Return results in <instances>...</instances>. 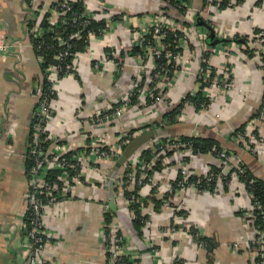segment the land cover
<instances>
[{
	"label": "crops",
	"instance_id": "0c3cea01",
	"mask_svg": "<svg viewBox=\"0 0 264 264\" xmlns=\"http://www.w3.org/2000/svg\"><path fill=\"white\" fill-rule=\"evenodd\" d=\"M53 1L33 0V7L39 8L38 14H33L24 0H0V264H20L27 252V238L22 233L26 218L27 153L32 114L38 100L36 86L41 85L42 75L39 57L30 47L23 19L30 17L41 22ZM82 1L84 13L104 19L108 27L104 33L90 38L88 49L75 56L74 74L56 84L57 95L48 120L53 140L49 148L60 145L72 150L95 138L104 145H114L130 132L134 139L148 134L125 161L133 162L140 149L152 147L160 136H200L217 140L232 153L236 163H245L264 180V146L257 156L252 155L233 135L243 124L247 123L244 125L247 134L259 124L264 143L262 122L255 119L246 122L260 106L264 93V0H231L232 6L226 7H219L218 2L212 4L207 0L204 4L203 0H191L186 5V14L173 5L167 7L162 0ZM50 15L49 22L55 25L59 15L51 12ZM113 15L119 19L114 20ZM198 19L204 24H198ZM158 22H168L186 36L177 68L162 86L166 90L163 101L147 104L140 96L129 101L117 117L98 124L90 122L89 114L119 105L132 90L138 65L143 63L140 55L129 53L135 45L134 34H146ZM209 26L214 30L212 39H208ZM222 38L224 41L211 43ZM106 50L121 62L118 74L119 69L113 63L95 66L96 61H103ZM203 52L218 71H228L236 87L230 92H216L205 109L184 105L176 122L164 126L162 115L196 86ZM147 77L144 85L149 83ZM181 157V151H175L173 163L155 172L140 193L147 195L154 186L157 196L162 198L169 181L178 173ZM117 159L100 161L96 169L86 170L84 182L73 186L71 198L46 206L45 227L55 236L44 255L46 263L104 264L101 234L108 212L112 216L110 223L126 236L133 256L141 264H156L158 260L162 264L171 263L175 259L181 264H251L254 223L243 211L244 206L250 205V198L244 189L242 192L237 189L236 177L231 174L229 185L224 187L219 183L214 192L180 191L170 200L175 207L163 205L160 211H154L149 206L147 234L158 249L154 257L147 254L142 234L132 226L123 192L115 189L121 167L110 176ZM219 162L209 153L197 154L190 157L186 166L194 174H203L210 165L217 166ZM229 170L227 166L224 173ZM175 210L183 213L176 214ZM171 221L177 226L172 236L160 231ZM188 226L199 229L211 239L213 246L208 250L198 245Z\"/></svg>",
	"mask_w": 264,
	"mask_h": 264
},
{
	"label": "built area",
	"instance_id": "2783aa9c",
	"mask_svg": "<svg viewBox=\"0 0 264 264\" xmlns=\"http://www.w3.org/2000/svg\"><path fill=\"white\" fill-rule=\"evenodd\" d=\"M33 1V0H32ZM58 1V0H55ZM70 1H76V0H62L60 1V8H53L50 10L51 13H54L56 15H63L67 10H69ZM211 1V0H209ZM187 10V9H186ZM185 10V14L186 11ZM51 16V15H50ZM93 18V17H92ZM96 21L97 18H93ZM77 18H73V22L76 21ZM164 19H161L160 21H163ZM58 22V21H57ZM86 22V21H85ZM108 27V25L106 26ZM180 30V28L172 27L168 24H161V23H155L152 27L151 31L146 34H134V42L135 44L140 45L143 40H145V36L149 33L152 35L153 43L146 47V57L145 60L143 59V63L138 65V71L136 74L134 86L130 92H128L122 99L119 105L117 106H106L101 111H95L94 113L89 114L88 118L90 122L94 124H98L99 122L106 120L108 118L117 117L122 112H124L125 108L128 106L129 99L132 96L134 90L137 92H140L141 96L146 98L147 95L153 98L152 104H157L163 101L164 97V91L162 86L164 83H167L166 80L170 79L171 77H168L166 68L159 67L160 71H157L155 73V81L152 84V86L147 83V85H141V78L144 76H147L150 74V72L154 71L157 66L155 65L154 59L158 57L162 50L164 49V43L162 42V39L165 37L166 32L165 31H176ZM41 29L36 27L31 29V33L34 36H39ZM106 30L101 31L100 34L104 33ZM182 36H176L177 37V46L182 48L185 47L186 44V36L184 33H182ZM95 35L93 32H88L87 39L89 40ZM72 36H76V38H80L81 35L79 31L77 33H74ZM152 46H155L154 49H151ZM68 53L65 51L64 53H60L56 56V58H62L64 55H67ZM204 54V52H203ZM201 57V66L199 68V71L197 75H200V78H202V81L206 83L205 88L203 89L204 93L208 95V97L211 98L214 96L216 92H222L224 89H230L233 86V77L228 73L226 70H217L216 67L212 65L209 59V55L205 53L202 55L200 53ZM180 56V52L176 53L175 55H172L171 53L166 52V57L168 59L167 63L170 62V59L175 61V65H177L176 62H178ZM41 61V58H39ZM113 63L117 69L121 71L122 65L120 61H115L114 57L111 56V52H105V56L103 58V61L95 62V66L97 67L101 63ZM202 64L203 67H202ZM75 65L73 63H67L65 65V72L63 75H60L59 72L60 67L59 66H51L47 69L46 79L49 81V92L51 94H55L52 98L47 97L46 95L43 96V88L42 86H36L37 89V104L34 108L33 114H32V132H31V150L30 152L34 155V165L29 169V171L26 173L27 176V188L24 194V199L26 203V213L30 215V219L28 221V225L26 223L23 224L22 233L25 234L27 238V243L25 244L27 247V252L24 260L20 264H56V263H46L44 260V255L47 252V250L52 246V242L54 240V235L51 231H49L45 227L44 222V216L46 213V206L52 205L58 201H61L64 198H71L72 196V189L73 186L76 184L83 183L84 180H82V177L84 178V173L86 170H94L97 168V165L100 161L108 160V159H117L122 152V145L128 144V139L126 138H120L118 143L114 145H104L100 140L98 139H91L89 142L84 141L80 147H78L77 154L74 155L73 159H75V162H70L66 159L65 155L68 153L69 150L67 147H60V145H55L53 149L49 148L52 140V136L50 134V131L48 129V120L50 119L51 112H52V101L57 95V89L56 84L59 82V80L63 79L64 77L72 76L75 71ZM118 71V70H117ZM116 71V72H117ZM119 72V71H118ZM174 74V71H173ZM201 82L196 79V86L194 89H191L188 94L191 96H195L196 92L200 89ZM233 87L232 89H234ZM158 89L157 94H154V90ZM262 99L264 101V93L262 94ZM146 100V99H145ZM184 105L193 106L190 101H186ZM208 107V106H207ZM206 107V108H207ZM205 109V108H204ZM264 118V106L262 108V111L260 112V115L255 119V121H261ZM245 137H248V141L244 139ZM250 138V139H249ZM234 139L237 141H246L245 144L248 145L247 149H253L256 147L255 141H258L259 139H255L252 136L251 133H245L244 135L237 133L234 135ZM48 146L44 150L42 147V143H48ZM57 148V149H55ZM76 149V148H75ZM255 150H257L255 148ZM190 152V151H189ZM185 152L181 151V154L183 155ZM192 155V154H191ZM224 168L229 166L231 168L232 166L229 164L232 159L231 154L226 153L225 151H221L219 155L216 157ZM136 160H134L131 163H135ZM239 169L238 171H242V169L239 167V165L233 166ZM74 169L77 173L72 176L71 181L73 184H71L70 181V174L69 169ZM49 169H60L61 174L58 177V180L49 181L46 179L47 171ZM181 171L184 174V179L179 181L178 185L181 186V188L176 189L173 191L172 187L168 185L166 191L168 192H175L179 194L181 189L185 186L183 189H192L193 187L188 184L187 177L193 173L189 168L181 167ZM224 173V172H223ZM145 172L143 171L141 173V177L137 180V183H140L145 177ZM233 177H236L234 173H232ZM81 177V178H80ZM237 178V177H236ZM209 180L210 177H207ZM128 181V183H127ZM122 182V175L120 174L118 178L116 179V186L119 188V190L124 191L125 189H131L133 183L135 182V177H133V174H128V180ZM199 182V181H197ZM123 184V185H122ZM242 188L244 191L249 195L250 198V205L248 207H244L243 209L244 214L247 215V217L251 218L252 223H254L255 220V213L254 209H260V204L257 201H253L252 195L247 192L245 189V186L242 185ZM164 206L168 205V203L165 201ZM151 212L149 213L150 216ZM264 220V215H263ZM173 222L166 226L160 228V231L163 233H167L168 235H174L176 233L177 227H175ZM150 225V219L145 221L144 226L141 229L142 235L141 238H143V242L145 243V247L147 249V254L150 256H157V247L152 242V238H150L147 234V227ZM200 235L198 232L195 234V236ZM101 243L104 248L105 253V263L104 264H141L140 259L133 256V252L130 249L129 244H127V238L125 235L118 232V229L114 227L111 223L105 224L103 228V232L101 234ZM253 251H252V257H251V264H264V231L259 228L258 225H254V237H253ZM159 255V253H158ZM142 259V255H139ZM123 258H128V261H124ZM137 260V261H136ZM157 261V259L155 260ZM175 261H180L179 259H175ZM171 263H163V264H173ZM156 264H162L160 263V260L156 262ZM181 264V262H180Z\"/></svg>",
	"mask_w": 264,
	"mask_h": 264
},
{
	"label": "trees",
	"instance_id": "16d2710c",
	"mask_svg": "<svg viewBox=\"0 0 264 264\" xmlns=\"http://www.w3.org/2000/svg\"><path fill=\"white\" fill-rule=\"evenodd\" d=\"M60 1H53L48 6L47 10L43 13V17L41 19V22L37 23V20L33 18L24 17L23 22L26 29L27 37L30 43V47L32 48V51L34 54L41 58L40 61V70H41V86L43 88V96L47 97H53L55 94H51L49 92V81L46 79L47 69L51 66H59L60 67V75H63L65 72V65L67 63H73L75 56L79 52H84L89 47V40L87 39L88 32H93L96 35H99L101 31L106 29L107 23L104 19L101 20H95L88 14H85L84 11V4L82 0H76V1H70L69 5L70 8L67 10L63 15L59 16L58 22L55 25L50 24L49 17H50V10L53 8H60ZM167 7L169 5H173L175 8L179 9L182 14L187 9V4L191 0H162ZM204 4L207 0H203ZM209 1V0H208ZM216 2L219 3V7H226V6H232L231 0H211L212 4H216ZM24 3L27 6V10L30 12H33V14L39 12V8L35 9L32 5V0H24ZM166 8V7H165ZM73 18H77L76 21L73 22ZM112 18L114 20L119 19L118 15H113ZM86 21V22H85ZM40 28V34L39 36H34L30 31L33 28ZM79 31L81 37L76 38V36H72L74 33H77ZM166 35L162 39V42L164 43V49L162 50L161 54L154 59L155 65L157 68L150 72L148 74L149 77V85L152 86L155 79V73L159 70V67H164L166 70H168L167 75L168 77H171L173 75V71L177 68V65H175V61L170 59V62L167 63L168 59L166 57V52L171 53L172 55H175L178 52H181V48L177 46V37L176 36H182L181 30L174 31H165ZM246 40V39H245ZM151 45L153 43L152 35L151 33L147 34L145 36V40L138 45L135 44L132 49L129 51L130 54L133 56L140 55L144 60L146 57V47ZM67 52V55H64L62 58H56V56L60 53ZM108 51V50H106ZM109 52V51H108ZM122 54V53H121ZM112 56V55H111ZM115 61H117L116 58H114ZM204 64H202L203 67ZM120 72V70H118ZM119 72H116L118 74ZM161 72V71H160ZM162 73V72H161ZM147 77V78H148ZM146 78L143 76L141 78V85H144V82ZM169 80V79H168ZM197 80L201 82L200 89L196 92L195 96H191L188 93L185 95V97L174 107H172L170 110L165 112L162 115V124L170 125L176 122L177 116L181 113V110L184 107V104L186 101H190L195 108V110H201L206 108L210 104V98L207 94L204 93L203 89L206 86V83L202 81V78H200V75H197ZM163 89L162 91H164ZM154 94L156 95L158 92V89H155ZM140 92H137L134 90L132 96L130 97V101H135L140 97ZM147 104H152L153 98L149 95L145 98ZM264 106V101L262 99V102L260 106L254 111L253 114L249 117V119L246 121H250L251 119H256L260 112L262 111V108ZM33 122V120H32ZM158 121H156V124ZM262 124L264 125V119L261 120ZM32 125V123H31ZM30 125V142H31V132L32 128ZM245 124H243L242 127L238 128L236 131H234L233 135H236L237 133H240L244 135L246 133L245 130ZM133 133L130 132L128 135L122 136V138L128 139V144L134 139L132 136ZM252 136L255 139H259V130L257 127H254L252 131ZM244 139L248 141V137L244 136ZM120 140V138H119ZM89 142V141H88ZM152 147H143L140 149L137 153V159L135 163L125 162L120 165V173L122 175V182L128 180V174H133V177H135V182L132 185L131 189H125L123 192V196L128 201V209L131 211L132 216V226L134 230L141 235V229L145 224V221L150 219L149 213H147L149 210V206H151L154 211H160L161 207L164 205L163 203L166 201L168 205L173 206V202L170 201L172 196L175 194L173 192L176 189L181 188V186L178 185L179 181L183 180L184 174L181 171V167L184 165L186 167V164L189 163L190 157L192 155L197 154H211L214 157H217L221 151H225L228 154H232L229 150H226L222 148V146L218 143L217 140L212 138H206V137H200V136H187V135H179V136H171V137H165L160 136L158 139L154 141ZM48 143H42V147L44 150L48 146ZM128 144L122 145V151L127 147ZM79 148L73 149L72 151H69L66 153L65 157L70 162H75V159H73L74 155L77 154ZM31 150V144L29 147V151L27 153V172L29 169L34 165V155L30 152ZM175 151H183L185 152L180 161L181 165L178 169V173L176 177L169 181L170 185L173 189L171 192H164L163 197L157 196V191L154 186L151 187L149 194L142 195L140 193L141 188L150 182V179L152 175L162 170L166 165H169L173 163V155L175 154ZM190 151V152H189ZM192 154V155H191ZM115 160V159H113ZM98 166V165H97ZM239 167L242 169V171H238L236 167H231L229 173H223L222 172V164L219 162L217 166L210 165L208 170L203 174H194L191 173L187 177V183L190 184L193 188L198 191H208V192H214L216 187L219 183L221 185L223 184L224 187H227L229 185V182L232 178L231 174L234 173L237 177V180L242 183L243 186H245V189L247 192H249L252 195L253 201H257L260 204V209H254L255 213V220L254 225H258L261 230L264 231V180L262 178L257 177L248 167L245 163L240 162ZM69 176L70 181L73 175H75L77 172L72 168L69 169ZM145 172V177H143L142 181L140 183H137V180L139 177H141V173ZM61 174L60 169H49L47 171L46 179L49 181L58 180V177ZM207 177H210L208 180ZM81 178V177H80ZM235 178V177H234ZM117 179V177H116ZM82 180L84 178L82 177ZM199 181V182H197ZM128 183V181H127ZM71 184L73 182L71 181ZM123 185V184H122ZM187 187V186H185ZM183 187V188H185ZM181 189L182 192L186 191V189ZM116 190L119 189L117 186L115 188ZM146 209V210H145ZM176 214H182V211L175 210ZM30 215L26 213V218L24 219L25 223L28 225V221ZM111 213H105V221L106 224H109L111 221ZM249 219V217H248ZM173 222V221H171ZM173 225V224H172ZM177 227L176 225H174ZM189 233L193 236V238L197 241L198 245L206 247L208 250L213 246L211 239L209 237H206L200 233V230L195 228L194 226H188ZM199 233L200 235L195 236L196 233ZM124 261H128V258H123ZM137 261V260H136ZM181 261H175L173 264H180Z\"/></svg>",
	"mask_w": 264,
	"mask_h": 264
},
{
	"label": "water",
	"instance_id": "95a60500",
	"mask_svg": "<svg viewBox=\"0 0 264 264\" xmlns=\"http://www.w3.org/2000/svg\"><path fill=\"white\" fill-rule=\"evenodd\" d=\"M197 23L198 24H204V22L201 21L200 19L197 20ZM208 28H209L208 39H212L214 37V30L210 26ZM220 41H224V39L223 38L222 39H215L211 43L215 44V43H218ZM147 135L148 134H143L142 136H138L127 145V147L124 149L123 153L118 157V159L115 163V167L110 172V176H112V174L116 171V169L118 167H120V165L123 164L133 154V152L139 147V145L142 142L145 141V139L147 138Z\"/></svg>",
	"mask_w": 264,
	"mask_h": 264
},
{
	"label": "rangeland",
	"instance_id": "374dc122",
	"mask_svg": "<svg viewBox=\"0 0 264 264\" xmlns=\"http://www.w3.org/2000/svg\"><path fill=\"white\" fill-rule=\"evenodd\" d=\"M233 80H234V78H233ZM233 87H236V82H235V80H234V82H233V86L230 88V89H224V90H227L228 92H230L231 90H232V88ZM264 119V118H263ZM261 121H257V123H260ZM258 127V130L260 129V126H259V124L257 125ZM250 139V138H249ZM237 141V140H236ZM246 142V141H245ZM245 142L244 141H238V143H239V145L241 146V147H244V148H247L248 147V145L247 144H245ZM255 143H256V149L257 150H255V148H253V149H250L249 151L251 152V154L252 155H258V152H259V150L264 146V143H262V139H261V137L259 138V140L258 141H255ZM230 165L233 167V166H235V164L236 165H239V162H235V159H230ZM179 163H181V161L179 162ZM183 167V166H182ZM187 167V166H186ZM185 167V168H186ZM188 168V167H187ZM224 172V171H223ZM240 183V182H239ZM238 183V185H239V188H237L238 190H240V192H242L243 191V188H242V186H241V183L239 184ZM245 207V206H244ZM246 207H248V206H246ZM144 240V239H143Z\"/></svg>",
	"mask_w": 264,
	"mask_h": 264
}]
</instances>
